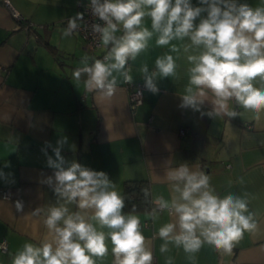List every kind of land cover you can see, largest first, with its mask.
I'll return each mask as SVG.
<instances>
[{
	"label": "crops",
	"instance_id": "0c3cea01",
	"mask_svg": "<svg viewBox=\"0 0 264 264\" xmlns=\"http://www.w3.org/2000/svg\"><path fill=\"white\" fill-rule=\"evenodd\" d=\"M7 1L8 5L0 0V168L11 173L9 181L14 182L0 180V240H7L0 264H11L24 243L39 245L47 235L44 214L31 213L55 204L52 189L41 182L53 172L41 149L60 136L76 146L74 152L67 147L62 152L67 160L106 172L120 194L125 179H146L151 201L157 196L170 199L166 172L181 163L209 175L221 197L247 194L258 229L245 232L230 254L204 244L194 264H264V112L257 120L254 113L230 101V109L240 115L212 119L178 107L190 65L182 51L157 47L155 37L129 62L133 82L143 81L139 69L147 64L154 70L155 59L165 53L176 59V76L158 80V94L145 89L142 103L134 109L122 81L110 100L101 99L87 92L83 80L76 81L72 73L82 66L83 57L100 58L106 49L101 43L91 51L77 31L62 36L68 18L80 12L77 0ZM191 2L198 6V0ZM238 2L264 6V0ZM145 25L150 28V19ZM209 109L210 105L203 106V111ZM4 188L10 189L8 199L1 197ZM16 200L24 202L23 213L16 211ZM151 209L134 214L150 242L153 264H165L167 257L173 264H193L182 248L169 245L168 252H160L158 229L172 217L164 211L153 223L147 215ZM71 210H77L75 205ZM108 247V255L97 264H113L110 241Z\"/></svg>",
	"mask_w": 264,
	"mask_h": 264
},
{
	"label": "clouds",
	"instance_id": "9594fccd",
	"mask_svg": "<svg viewBox=\"0 0 264 264\" xmlns=\"http://www.w3.org/2000/svg\"><path fill=\"white\" fill-rule=\"evenodd\" d=\"M85 7L101 22L90 27L106 49L102 58L83 57L82 66L73 70V79L83 80L87 92L110 100L121 81L131 84L129 62L155 37L157 47H168L170 53L182 51L190 65L178 107L212 119L238 117L230 101L254 113L257 120L264 112V6L254 8L238 0H198V6L191 0H88ZM83 22L82 12L69 17L62 36L71 37ZM176 70V59L168 53L155 59L154 70L147 64L139 69L144 88L152 94L159 93L158 80L176 76ZM205 104L210 105L208 111H203ZM66 147L76 150L67 136H60L41 149L46 166L53 170L41 182L56 199L47 209L37 207L31 214H44L47 235L39 245L24 243L11 264H97L108 255L109 241L113 264H153L135 206L126 214L125 197L109 175L67 160L62 155ZM11 175L0 168V180L14 182L9 181ZM166 180L170 199L155 197L147 214L153 223L164 211L172 217L158 229L161 253L168 252L169 245L182 248L194 264L204 244L230 254L245 232L258 229L247 194L221 197L210 176L187 163L168 169ZM143 191L147 200L149 191ZM73 205L76 211L71 210ZM14 206L18 213L24 212L22 200ZM165 264H173L172 258L167 257Z\"/></svg>",
	"mask_w": 264,
	"mask_h": 264
},
{
	"label": "built area",
	"instance_id": "2783aa9c",
	"mask_svg": "<svg viewBox=\"0 0 264 264\" xmlns=\"http://www.w3.org/2000/svg\"><path fill=\"white\" fill-rule=\"evenodd\" d=\"M4 3L8 5V1L4 0ZM88 3V0H77V6L80 9V12L84 13V22L81 24V26L76 30L79 32L83 38V40L86 43V46L91 49V51H94L95 49L100 48L101 41L98 35H95L91 31V24L92 23H101L96 17L91 15V12L88 8L85 7V5ZM11 13L14 17L18 18L19 13L15 10H11ZM67 24V22H66ZM65 24V26H66ZM105 53H102L100 55V58ZM127 87V96H128V102L132 109L140 105L143 101V93H144V82H132L131 84H126ZM138 92H142V95H138ZM183 131L181 130V133ZM10 189L4 188L1 191V197L4 199L10 198ZM0 250L6 251L7 250V240L5 238H2L0 240Z\"/></svg>",
	"mask_w": 264,
	"mask_h": 264
},
{
	"label": "trees",
	"instance_id": "16d2710c",
	"mask_svg": "<svg viewBox=\"0 0 264 264\" xmlns=\"http://www.w3.org/2000/svg\"><path fill=\"white\" fill-rule=\"evenodd\" d=\"M149 191V183L146 179H125L123 182L122 196L125 197L124 211H148L152 207L150 193L145 199L144 191Z\"/></svg>",
	"mask_w": 264,
	"mask_h": 264
}]
</instances>
